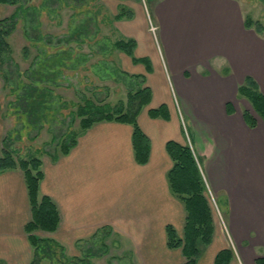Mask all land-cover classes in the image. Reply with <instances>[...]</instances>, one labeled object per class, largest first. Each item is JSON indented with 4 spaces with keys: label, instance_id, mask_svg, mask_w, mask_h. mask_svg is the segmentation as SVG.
Segmentation results:
<instances>
[{
    "label": "crops",
    "instance_id": "obj_1",
    "mask_svg": "<svg viewBox=\"0 0 264 264\" xmlns=\"http://www.w3.org/2000/svg\"><path fill=\"white\" fill-rule=\"evenodd\" d=\"M101 1L114 6L108 11L118 38L135 42L136 63L119 52L122 70L142 74L150 90L137 116L148 160L135 161L132 127L115 121L94 123L67 154L41 158L38 192L59 215L56 231L45 234L70 254L105 231L109 245L132 255V264H181L180 249H169L165 235L170 226L181 237L185 218L166 177L172 162L165 145L173 141L189 144L222 213L219 222L212 215L211 243L196 264H214L223 249L233 253L229 264H254L264 251V122L252 110L255 125H247L237 89L250 77L264 96V31L244 27L241 0H150L149 8L134 0ZM3 6L12 8L0 4V15ZM119 6L133 10L132 17L115 20ZM160 106L167 116L151 117ZM29 216L21 171L1 172L0 264L30 263Z\"/></svg>",
    "mask_w": 264,
    "mask_h": 264
},
{
    "label": "rangeland",
    "instance_id": "obj_2",
    "mask_svg": "<svg viewBox=\"0 0 264 264\" xmlns=\"http://www.w3.org/2000/svg\"><path fill=\"white\" fill-rule=\"evenodd\" d=\"M241 1L244 15L264 27V5L259 0ZM139 2H146L148 8L151 5L150 0ZM113 9V5H105L101 0H29L11 9L3 6L0 16L8 18L16 14V19L14 30L6 38L10 54L3 57L0 65V139L1 146H7L14 159L30 156L51 159L60 154L61 145L80 130L78 111L86 101L117 105L126 101L130 89L138 88L139 80L134 77H140L145 84L142 74L132 77L122 70V56L111 46L118 38L111 24L112 11H108ZM122 9L129 8L119 6L117 11ZM149 22L151 27L153 23ZM84 24L89 34L82 35L81 42L64 41ZM38 65L45 67L44 72H56V80L44 86L51 90L44 118L36 125H29L25 115L15 109V99L21 84L28 82L25 72ZM238 106L252 112L245 100ZM205 196L212 215L221 221L218 200L209 195L206 186ZM34 235L42 239L49 237L40 231ZM110 244L109 238L98 232L81 244L79 251L70 254L60 250V245L52 247V255L41 264H76L88 250L99 254L90 257L89 264H132V255L121 253Z\"/></svg>",
    "mask_w": 264,
    "mask_h": 264
},
{
    "label": "trees",
    "instance_id": "obj_3",
    "mask_svg": "<svg viewBox=\"0 0 264 264\" xmlns=\"http://www.w3.org/2000/svg\"><path fill=\"white\" fill-rule=\"evenodd\" d=\"M29 0H0V4L19 5ZM123 1V0H121ZM140 1V0H134ZM264 5V0H259ZM132 12L129 9H122L114 17L115 20L121 18H131ZM16 14L10 17L0 18V65L3 64V57L10 54V47L6 38L15 28ZM245 28H252L256 33H262L264 27L257 20H252L246 16L243 20ZM84 24L76 31L69 34L65 42L79 43L80 37H86L89 33ZM117 52H121L130 57L132 62H137L133 57L135 42L132 39L118 38L111 44ZM26 52V50H25ZM39 67L25 72L27 83H22L20 93L15 99V109L25 115L29 125L38 124L43 118V112L47 109L51 97V90L44 87L46 84H54L56 72H44L45 67ZM134 77L133 75H129ZM138 88L127 92L125 102L117 105L109 103L99 104L98 102L86 101L84 106L79 107L78 116L80 130L73 134L67 142L61 145L60 154L53 156L55 160L59 155H65L75 145L76 137L94 123L101 121H115L128 124L132 127L131 143L135 161L138 164H146L149 155V144L147 138L142 134L137 125V116L141 109L150 102V90L144 85L140 77ZM238 96L245 99L253 112L264 122V96L258 91L253 79L246 77L243 84L238 89ZM151 117L167 116L164 106L155 110H150ZM243 119L248 126L253 127L255 120L247 111H243ZM165 150L171 159L172 167L167 172V182L170 192L182 203L185 211L184 225L181 237H178L175 230L165 227L166 246L169 249H180L183 261L181 264H196L202 249L211 243L213 234L212 211L205 196V184L197 163V160L188 144L179 145L173 141H168ZM41 160L30 156L27 159H14L12 151L7 146L2 145L0 153V173L6 170L21 171L27 191L29 203V219L24 225V232L32 248L31 260L29 264H41L44 258H50L51 248L58 247V243L52 238H37L35 232L53 233L59 224V215L55 204L46 196H40L38 185L42 178ZM104 233L105 231H99ZM103 245V244H102ZM104 246V245H103ZM105 247V246H104ZM62 250L61 246L59 247ZM98 253L86 251L84 257L78 259L76 264H89L90 257H98ZM233 258L230 249L219 251L214 264H229ZM254 264H264V251L261 256L256 257Z\"/></svg>",
    "mask_w": 264,
    "mask_h": 264
},
{
    "label": "built area",
    "instance_id": "obj_4",
    "mask_svg": "<svg viewBox=\"0 0 264 264\" xmlns=\"http://www.w3.org/2000/svg\"><path fill=\"white\" fill-rule=\"evenodd\" d=\"M151 30H154V28H153V27H151Z\"/></svg>",
    "mask_w": 264,
    "mask_h": 264
}]
</instances>
